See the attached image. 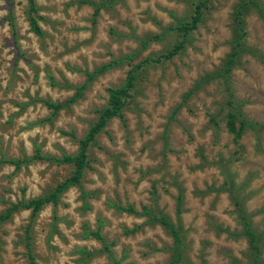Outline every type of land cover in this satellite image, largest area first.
Returning <instances> with one entry per match:
<instances>
[{"label":"rangeland","instance_id":"1","mask_svg":"<svg viewBox=\"0 0 264 264\" xmlns=\"http://www.w3.org/2000/svg\"><path fill=\"white\" fill-rule=\"evenodd\" d=\"M79 1L34 0L37 37L27 0H0V214L48 195L73 170L45 161L14 169L2 160L29 159L35 147L44 156L74 155L106 91L131 66L154 61L137 72L123 119H109L87 148L80 188L91 193L89 208L70 187L33 219L18 209L0 225V264H28L26 245L34 264H110L100 243L83 237V225L99 230L118 264H169L168 231L116 208L126 205L176 226L180 264H252L242 213L264 264V129L245 130L237 145L225 129L231 111L264 126V0L205 1L195 29L167 59L178 26L202 0H88L102 4L95 18ZM109 61L117 64L68 109L51 115L39 101H65Z\"/></svg>","mask_w":264,"mask_h":264},{"label":"trees","instance_id":"2","mask_svg":"<svg viewBox=\"0 0 264 264\" xmlns=\"http://www.w3.org/2000/svg\"><path fill=\"white\" fill-rule=\"evenodd\" d=\"M10 5V0H8ZM207 0H202L194 5L192 14L187 22H184L180 24L177 28V32L180 36L179 42L164 56L163 58H170L173 55L177 53L182 47V44L184 43V39L187 36V34L195 29L197 22L200 18V9L202 8L204 2ZM80 4H87L91 5L93 7L92 11V17L95 18L100 7L102 6L101 3L96 4L93 2H90L88 0H81L79 1ZM27 12H28V28L29 31L34 34L37 37L42 36V32L40 27L37 24V16L35 15V7H34V0H27ZM10 13V10H8ZM237 47V45H236ZM154 60L152 59H145L141 62H139L136 65L131 66L128 71L125 74L124 80L122 84L119 87H112L109 88L106 91V104L104 109L100 112L96 122L89 127L84 137L77 141V150L76 153L72 156L69 155H61L60 157H50V156H44L42 155L38 148L35 147L34 154L29 159H16V160H8L4 161L2 160L1 163H8L14 167V169H18L21 165L26 164L30 161H45L48 163H53L56 165L61 164H69L72 166L73 170L71 174L64 179L62 182L58 183L54 189L49 193L48 195L44 197H36L29 199L25 202H18L15 204L9 205L1 214H0V225L9 219L12 213L17 211L18 209H25L29 210L30 212V219H33L35 215L38 213L40 208L46 204L50 203L52 206H55L58 202L59 195L64 192L66 189L70 187H77L79 188V195L82 203V209L87 210L89 207L87 205V198H90L91 193L84 191L80 188V181L82 174L85 169H89V166L87 164V148L93 144L95 136L105 127L107 121L112 118H117L122 120V109L124 107V104L126 100L129 98L130 91L134 87L135 77L137 72L141 67L146 65L147 63H150ZM156 61V60H155ZM232 63L231 57L227 61V66ZM117 64V61H109L99 68L93 70L91 73H86L84 82L75 87L73 89V94L70 98L66 99L65 101L61 103H54L47 100H39L48 110H50L51 115H55L58 111L62 109H68L70 105L75 103V101L81 97L83 91L87 88L89 83L93 80V78L111 67L115 66ZM228 68H226V71ZM211 124L214 128L217 129V123L214 121V119H210ZM264 129V126H254L250 125L244 120L238 111H231L227 114V120L225 121V129L228 134L231 135L232 141L237 145V141L240 139L242 133L247 129ZM70 137L72 136V133L67 134ZM117 209L120 211L131 214V215H142L149 219H152L156 223H158L160 226L164 227L172 240V256L170 259L169 264H180L181 259V253H180V245H181V238L178 234V230L175 225H173L171 222H169L165 217L163 216H154L150 213L147 207H142L141 212H137L134 210L131 206H116ZM179 210L176 209V213ZM240 225H241V231L242 235L245 238V242L247 245V248L252 254L253 262L252 264H259V255L260 250L256 239V234L253 232V230L250 228L246 217L244 214L240 213L238 215ZM100 225V222L98 221V226ZM136 231V228H132L130 230H124L123 233L126 234H132ZM82 235L84 238H91L96 241H98L101 245L102 250L107 254L109 257L111 263L110 264H118V262L111 257V254L109 252V245L105 243L103 240L102 235L100 234L99 230L96 229H89L87 225L82 226ZM26 255L28 259V264H34L33 256L31 255V252L28 248V245H26ZM79 253L85 254L86 252L84 250H78Z\"/></svg>","mask_w":264,"mask_h":264}]
</instances>
